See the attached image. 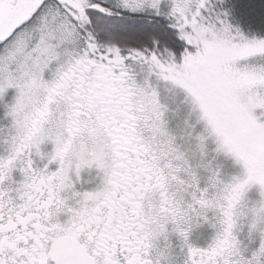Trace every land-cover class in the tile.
Listing matches in <instances>:
<instances>
[{
  "label": "snow or ice",
  "instance_id": "1",
  "mask_svg": "<svg viewBox=\"0 0 264 264\" xmlns=\"http://www.w3.org/2000/svg\"><path fill=\"white\" fill-rule=\"evenodd\" d=\"M0 264H264V0H0Z\"/></svg>",
  "mask_w": 264,
  "mask_h": 264
}]
</instances>
